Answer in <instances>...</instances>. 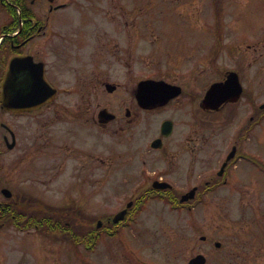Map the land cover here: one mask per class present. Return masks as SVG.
I'll return each instance as SVG.
<instances>
[{
	"label": "flooded vegetation",
	"instance_id": "flooded-vegetation-1",
	"mask_svg": "<svg viewBox=\"0 0 264 264\" xmlns=\"http://www.w3.org/2000/svg\"><path fill=\"white\" fill-rule=\"evenodd\" d=\"M47 1L48 8L44 20L39 23L29 18L30 21L24 22L18 32L10 37L9 47L12 52L9 56H7V50L2 53L0 47V80L4 76L10 57L15 55H31L34 61H42L46 77L51 76L50 74L55 71L64 73L73 71L72 74H75L80 71L77 61L81 62V66L85 68L87 64L83 65L82 62H88L96 53L99 57L104 56L102 52L104 46L99 48L100 44L95 45L94 49V45L92 46L90 42L84 46L85 42H88L86 37L84 38L87 29L81 31L80 28H73L77 33L76 38H68L66 32L63 33L62 41L51 38V35H55L53 30L59 29L69 17L66 14L55 15L66 7L64 5L56 8L57 5L64 4L63 2ZM177 1L180 2L181 11L187 14V19L190 20V23L186 25H194L207 34V43L190 42L185 46L164 35L158 28V22H150L155 32L147 36L145 23L138 20L134 24V31L130 32L129 39L118 50V59L145 61L144 40L146 36H152L150 40L154 44V53L158 60L172 62L170 69L159 66L162 71L169 69L168 75L154 78L164 79L174 86H179L180 94L164 105L149 109L143 107L138 101L136 84L126 91L121 109L113 110L115 117L107 123L97 121L99 108L96 106L90 110L91 102L83 101L78 106L79 122L81 123L83 121L81 118L86 116L84 125L88 128L85 130L81 125L82 134L92 132L91 129H100L123 135L125 144L123 156L128 164L124 168V182L128 188H132V191L124 204L115 210V212L121 210L130 203L124 218L119 221H113L115 212L98 214L101 217H98L97 213L87 216L66 215L62 212L57 216H51L57 219L54 223L52 221L51 224H47L49 230L44 234H50L47 237L51 238L52 244L57 245L60 253L77 257L85 250L92 254L89 263L79 261L80 258H77L76 264H99L103 258L108 264L111 262L112 264H165L169 261V256L165 255L167 258L162 263L159 257L154 256L159 255L155 254L156 247L161 242V236L168 235L176 228L179 229L181 238L185 237L191 243L192 253L183 264H187L188 260L197 253H203L206 258L209 257L211 248L216 251H227V257L230 256L229 264H264V213L239 212L222 215L221 219L224 220L226 217L233 218L232 229L228 235L229 246H226L222 240H212L205 231L206 219L200 226H195L194 220L197 217L193 212L195 206L199 204V199H196L198 190L201 191L200 195L204 196L212 189L218 187L222 189L224 185H230L229 189L234 190L232 194L235 196V203L244 206L251 194L249 189L253 184L254 172L258 170L264 173V161L256 155L253 146L254 125L246 124L245 119L238 125L234 134L220 138L214 134V129L221 125L223 118H220L218 111L204 108L202 105L203 90L211 80H222L231 70H235L240 76V73L243 74L242 72L253 67L255 59L264 57V0H181L184 3ZM145 3L154 4L155 0H144L136 6V12L142 19L144 10H141V7ZM149 6L151 5L147 6V10ZM157 7L155 6L154 9ZM247 9L250 13L244 17ZM112 10L113 6L104 8L109 19H112ZM99 11L103 12L101 9ZM249 18H253L254 22H249ZM107 30H109L108 25L106 31H101L99 35L109 34L112 37ZM70 34L74 35V33ZM39 35H45L46 39L41 43H33ZM229 39L231 41L228 43ZM163 43L164 47H162ZM156 44H160L159 47H156ZM227 45L233 46L232 49H228V52H233L232 54L227 53ZM105 50L106 55H109L111 49L107 47ZM47 52L57 57L50 67L49 61L47 62L44 58ZM226 56L231 57L234 64L221 66V61ZM207 61L211 62L207 67L208 70L204 69L205 64H200ZM243 62H247L245 67ZM23 73L26 75V72ZM209 75L212 79L199 81ZM115 85L117 89L118 84L115 83ZM245 99L249 104L248 120L251 122L263 109L258 110L260 108L257 106L260 104L258 105L257 101L253 102L252 96ZM53 102L30 113L48 108ZM235 103L225 102L219 111L227 106L228 113H234ZM88 110H90L89 116ZM194 124L201 125L200 130L193 132ZM0 125L9 134V138L6 132L2 134L4 145L7 147V144L13 143L11 149L17 148L21 142L15 131L4 122H0ZM249 130L252 133L248 132ZM30 144L32 146L33 142ZM61 144V142L58 143L59 149ZM231 151H233L232 156L221 168ZM92 155L94 153L90 149L84 158L85 163L88 161V163L96 164V156L92 157ZM33 157L25 158L33 162ZM114 158L116 159V156ZM107 168L111 169V167ZM181 173L186 175L187 185L183 187L184 191L196 188L195 197L192 196L184 201L180 200L181 194L174 198L176 193L173 191L175 188L171 180V175ZM194 174L196 176L193 179ZM4 181L1 182L0 191L7 186ZM155 181L168 182L171 186L155 188L153 186ZM155 183L159 185L158 182ZM96 185V181L91 183L92 191L96 189ZM39 188L32 181L27 189H21L22 191L17 195L13 191L10 197L2 195L4 198L0 199V205H2L0 209H4V205H16L25 197H27V203L39 202L40 199H44ZM18 195L20 196L17 197ZM147 195L152 196L145 198ZM153 200L162 201L168 206H174L175 209L179 206L178 211H185V213L175 215L177 222L175 225L171 222L173 219H167L168 215L144 214L143 211L148 202ZM71 201L77 203L74 199L69 202ZM253 204L255 210L256 207L260 208L259 203ZM238 208L242 210L240 205ZM0 219H2L1 210ZM0 222L3 223L2 220ZM29 230L31 233H38L34 228ZM66 232L74 240H65ZM76 237L86 238V240H76ZM217 242H219L218 245ZM171 257L176 255L173 254Z\"/></svg>",
	"mask_w": 264,
	"mask_h": 264
},
{
	"label": "rangeland",
	"instance_id": "rangeland-1",
	"mask_svg": "<svg viewBox=\"0 0 264 264\" xmlns=\"http://www.w3.org/2000/svg\"><path fill=\"white\" fill-rule=\"evenodd\" d=\"M70 1L68 3L70 8L65 7L55 13L58 16L66 14L69 18L59 29L53 30L55 35L50 37L62 41L65 31L68 38H76L77 33L73 28H80L81 31L87 29L84 38L86 37L88 42H85L84 46L90 42L95 49V45L100 44L99 48L104 46L102 50L104 56L99 57L96 53L91 60H88L89 63L82 62L83 65L87 64L85 68L81 66V62L77 61L80 65V71L75 74H72L73 71L72 73L55 71V73L50 74L51 76L48 75L50 82L61 89L53 104L48 108L36 113L16 114L6 112L0 107V122L10 126L21 142L17 148H7L3 143L2 134L5 132L8 134V132L0 125V163H2L0 185L5 180L4 184L15 194H19L20 189H27L28 185L34 181L35 185L40 187L38 190L41 192V196H44V199L52 204H66L74 199L77 202L75 204L82 205V208L89 214L110 213L123 205L132 191V188L126 187L124 182V168L128 166L123 156L125 150L124 137L119 133L100 129H91L92 132L82 134L79 125L81 124L85 130L88 128L84 125L86 116L81 118L83 119L81 123L79 122V116H77L79 104L83 101H89L91 102L90 110L96 106L97 108L106 106L111 111L120 110L124 94L133 88L140 78L169 74L167 70L170 69L172 62L159 61L154 53V44L150 40L152 36L147 37L151 32H155L150 22H158V28L164 35L185 46L190 42L207 43V34L194 25H186L190 23V20L187 19V14L179 8L180 2L177 0H155L154 4H143L141 7V10H144L143 19L136 12V6H139L138 4L144 0ZM181 2L184 3V1ZM31 5L37 13V17L44 20L48 8L47 0H35ZM148 5H151L149 11L146 9ZM91 6L101 7L103 12L99 11L98 8H91L89 12L88 8ZM105 6H113L112 19H109L104 12ZM155 6H158V9H154ZM155 10L156 12H153ZM86 12L88 15H84ZM249 13L250 10L247 9L244 17ZM6 15V11L0 7V30L1 24L8 20ZM138 20L146 25L147 36L144 40L146 59L145 61L119 60L118 50L129 39L130 32L134 31V24ZM248 21L252 23L254 19L249 18ZM56 23L58 22L56 21ZM107 25L109 27L107 31L112 37L109 34L99 35L101 31H106ZM70 33H74V35ZM45 39V35H39L33 43H41ZM229 41L231 39L228 40V43ZM159 45L156 44V47ZM164 45L163 43L162 47ZM107 47L111 49L109 55H106L105 48ZM232 48V45H227L228 54L233 53L228 52V49ZM4 50H7L8 56L10 54L8 43L3 45L2 53ZM44 58L47 62L49 61L50 67L57 57L53 53L47 52ZM200 64H205L203 65L204 69L208 70L207 67L211 62H200ZM225 64H234V62L231 57L226 56L221 61V66ZM246 64L247 62H243L244 67ZM159 66H165L169 69L162 71ZM212 72L214 73V71ZM210 76L201 78L199 81H208L212 79ZM245 76L247 88L252 89L255 94V101H264V57L259 60L255 59V64L246 70ZM251 76L254 77L251 78ZM106 81L117 83V89L111 93L107 92L104 86ZM90 110L87 111L88 116ZM249 114L250 108L247 100L240 98L239 102L235 104L233 116L227 113L226 107L223 109L220 113V118L225 121L223 127L220 130L219 126H216L214 130L221 136L228 137L236 132L238 125L242 124ZM192 128L193 132H196L200 130L201 125L194 124ZM81 134L82 139H79ZM253 137L256 155L264 161V119L256 126ZM30 142H33L32 146ZM59 142L62 143L60 149L58 148ZM90 149L94 153L92 157L96 156V164L94 162L88 163V161L85 163L84 161ZM28 156H34L33 162L25 158ZM113 158L114 160H112ZM107 167H111V169ZM195 176L194 174L192 178L194 179ZM185 178L186 175L183 173L171 175L176 192L185 190L183 188L187 185ZM252 179L253 184L249 189L251 194L247 198V206L244 205V210L243 205L239 204L242 208L240 211L239 205L235 204L233 189L218 187L216 191L206 194L203 200H199V204L195 206L193 210L197 217L194 220L195 226H200L206 219L205 231L211 239L222 240L226 246H229L228 235L232 229L233 218L226 217L224 220L221 219L222 215L239 212L264 213V173L262 174L257 170ZM95 181L97 182L96 189L92 191L91 183ZM189 182L193 183L192 181ZM0 199H3L1 193ZM253 203H259L260 208L256 207L255 210ZM165 205L157 200L149 201L144 214L161 212L169 215L173 219H170L172 224L175 225L177 223L175 215L181 212L172 209L167 204ZM12 207L16 208V206ZM158 208H160V212ZM182 212L185 213V211ZM167 219L169 220V218ZM194 231L196 230L194 229ZM170 233L161 236V242L155 251V254L159 255L154 256L155 258L159 257L162 263L167 258L165 255L169 256V261L165 264H183L192 253L191 243L185 237L181 238L178 228L171 230ZM47 236L50 234L43 233L42 236L40 233H28L25 230H16L12 226L1 223L0 264H76L77 258L85 263L90 262L92 254L89 251L83 250L77 257L68 253H59L57 245L52 244L51 238ZM173 254L176 257H171ZM227 255L228 252L225 250L216 251L211 248L207 264H229L230 256L227 257ZM142 256L147 257V255ZM99 264H108V262L103 258Z\"/></svg>",
	"mask_w": 264,
	"mask_h": 264
},
{
	"label": "water",
	"instance_id": "water-1",
	"mask_svg": "<svg viewBox=\"0 0 264 264\" xmlns=\"http://www.w3.org/2000/svg\"><path fill=\"white\" fill-rule=\"evenodd\" d=\"M20 71H27L28 74L17 77V73ZM164 85L162 81L142 80L139 82L138 98L141 99L144 106L162 103L168 98L164 99L165 96L175 94ZM106 86L108 90L114 88L111 84H106ZM240 90L241 87L237 79L234 76H229L224 83H214L207 95L209 98L211 93L216 94L214 99L221 101L229 95L238 96ZM55 93L56 89L51 87L44 77L42 63L33 62L30 56L13 57L5 77L0 83V101L3 108L11 111L34 109L51 100ZM109 116L112 117V115ZM3 191L9 195L6 189ZM125 211L124 209L118 212L115 215V220L122 218ZM204 262L205 257L197 255L190 260L189 264H203Z\"/></svg>",
	"mask_w": 264,
	"mask_h": 264
},
{
	"label": "trees",
	"instance_id": "trees-1",
	"mask_svg": "<svg viewBox=\"0 0 264 264\" xmlns=\"http://www.w3.org/2000/svg\"><path fill=\"white\" fill-rule=\"evenodd\" d=\"M1 3L5 6L4 8L10 17L11 25H9L10 28H8L7 31L11 32L15 27L19 26L20 19L24 21L30 13L27 9V0H1ZM24 202L23 204L17 205L15 217H11V213L13 212L10 211H6L7 214L5 215L6 218L11 220L15 218V224L20 229H26L34 223L46 226L48 223L52 222L53 218H42V215L48 214L50 216H57L53 211H58L59 213L65 212V214L83 212L80 207H74L73 205L53 206L43 202L44 204L40 205V208L33 211L31 214L28 210V205ZM56 219L57 218H55V220Z\"/></svg>",
	"mask_w": 264,
	"mask_h": 264
}]
</instances>
